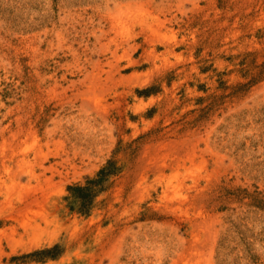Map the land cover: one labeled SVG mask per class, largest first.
Returning <instances> with one entry per match:
<instances>
[{
  "label": "rangeland",
  "instance_id": "1",
  "mask_svg": "<svg viewBox=\"0 0 264 264\" xmlns=\"http://www.w3.org/2000/svg\"><path fill=\"white\" fill-rule=\"evenodd\" d=\"M0 264H264V0H0Z\"/></svg>",
  "mask_w": 264,
  "mask_h": 264
},
{
  "label": "trees",
  "instance_id": "2",
  "mask_svg": "<svg viewBox=\"0 0 264 264\" xmlns=\"http://www.w3.org/2000/svg\"><path fill=\"white\" fill-rule=\"evenodd\" d=\"M109 174L110 173L106 169H101L96 177L94 179H88L84 186H74V188H69V191L73 194V198L81 201V213H86L89 209V206L96 195L97 188L102 186ZM53 250H57V247H54ZM48 252L51 251H47V253ZM52 257H55V255H52Z\"/></svg>",
  "mask_w": 264,
  "mask_h": 264
}]
</instances>
